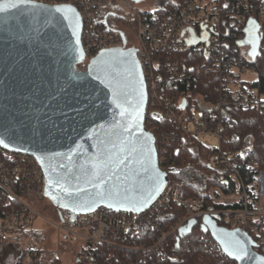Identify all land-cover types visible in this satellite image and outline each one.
Here are the masks:
<instances>
[{
	"label": "built area",
	"instance_id": "2783aa9c",
	"mask_svg": "<svg viewBox=\"0 0 264 264\" xmlns=\"http://www.w3.org/2000/svg\"><path fill=\"white\" fill-rule=\"evenodd\" d=\"M30 1L76 8L81 19L80 43L85 66L99 52L122 46V32L126 38L124 47L136 49L142 69L146 88L144 123L153 134L158 163L165 159L169 146L176 140V133L166 131L159 122L170 123L178 133L199 140L201 136L213 138V144L201 140L204 153L210 165H226L235 186L232 202L241 205L206 208L202 196H185L183 182L170 180L162 169L168 178L165 187L142 211L101 206L77 212L53 206L54 220H47L23 199L24 195L36 200L45 197V174L40 163L30 153L0 145V243L10 242L17 247L25 254L26 264H40L43 256L51 253L45 242L40 245L32 238L37 234L34 220L41 218L57 229L63 245L79 249L76 264H186L176 252L180 244L199 225L205 226V217H216L228 229L238 228L248 235L253 251L264 257V171L255 175L252 183H245L231 159L238 156V151L221 147L227 138L223 132L226 124L220 117L228 109L254 110L261 114L264 125V92L258 86L242 88L257 82V70L252 66L255 61L264 67V0H173L176 7L162 12L138 5L127 7L117 0ZM112 18L132 26V45ZM250 20L257 26L255 55L251 54L249 43H242ZM200 77L213 79L218 92L214 104L204 102L199 94L195 96L205 109L214 110L204 115L188 94L178 89L194 87ZM171 92L174 95H169ZM248 151L247 147L240 153ZM192 219L197 224L179 238L176 248L181 227ZM201 237L213 253L214 264H239L213 238L205 233Z\"/></svg>",
	"mask_w": 264,
	"mask_h": 264
},
{
	"label": "water",
	"instance_id": "95a60500",
	"mask_svg": "<svg viewBox=\"0 0 264 264\" xmlns=\"http://www.w3.org/2000/svg\"><path fill=\"white\" fill-rule=\"evenodd\" d=\"M8 3L17 7L0 11V139L8 145L5 148L36 157L45 174V196L56 207L142 211L159 196L168 178L159 166L153 134L144 125L146 88L136 49L124 47L126 38L120 32L122 46L99 52L84 69H77L84 55L75 7L0 1ZM245 34L242 43H249L255 55L253 21ZM113 58L115 72L106 64ZM101 162L106 167L96 175L93 165ZM85 200L95 203L85 210L79 206ZM196 224L192 219L181 227L176 248L179 238ZM208 230L230 259L264 264L243 231L216 226ZM234 238L246 246L247 259L224 250Z\"/></svg>",
	"mask_w": 264,
	"mask_h": 264
},
{
	"label": "trees",
	"instance_id": "16d2710c",
	"mask_svg": "<svg viewBox=\"0 0 264 264\" xmlns=\"http://www.w3.org/2000/svg\"><path fill=\"white\" fill-rule=\"evenodd\" d=\"M176 7L173 0H160L158 12L166 8ZM257 18L259 15L255 14ZM247 27V24H246ZM245 27V28H246ZM264 37L261 39V42ZM257 70V82L242 87L244 90L252 86H258L261 92H264V67L259 61L252 65ZM179 90L188 94L192 103L200 111L208 113L214 112L212 109H205L204 105L195 100L196 95H200L204 102L215 103L218 92L213 84V79L205 77L198 78L197 84L185 87H179ZM174 92H171L169 95ZM220 117L224 118L226 126L223 132L227 141H222L221 147L225 151H238L237 157H232L246 184L254 181L255 175L264 171V125L262 116L254 110H225ZM145 122V126H146ZM166 131L176 133V140L168 149V153L163 161H159L161 169L167 171L168 178L181 180L184 184L183 193L185 196H202L206 208L222 207L237 208L241 204L238 201L231 203H220L216 199L220 195H232L235 193V186L232 182L230 171L223 162L216 166L209 164L204 153V143L192 135L178 133L172 125L167 122H159ZM251 146V147H250ZM248 147V153L241 154L242 149ZM0 215L2 212L0 209ZM215 220L216 227L229 228L226 224H221L218 218ZM205 226L199 225L180 244L178 252L186 264H214L213 253L209 250L206 242L201 237L205 233L209 239L211 233ZM18 264H23L25 254H21ZM40 264H61L60 260L49 253L43 256Z\"/></svg>",
	"mask_w": 264,
	"mask_h": 264
},
{
	"label": "rangeland",
	"instance_id": "374dc122",
	"mask_svg": "<svg viewBox=\"0 0 264 264\" xmlns=\"http://www.w3.org/2000/svg\"><path fill=\"white\" fill-rule=\"evenodd\" d=\"M120 1L122 4H124L127 7L133 6V3L130 0H117ZM159 1L160 0H141L138 2V6L142 8H147L149 10H155L157 7H159ZM112 23L118 28L119 30H122L125 32V35L127 37V40L130 43H134V31L132 26L121 20V19H116L112 18ZM252 76V75H251ZM200 140L203 142H206L207 144H213L215 143V140L211 137H206V136H201ZM258 182V178H257ZM234 198V195H220L218 199H216L217 202L220 203H227L226 198ZM23 199L25 202L31 206L35 211L39 212L42 216H44L47 220H54V215L52 214V207L54 206L50 198L47 196L44 197L42 200H36L35 198H31L30 196L24 195ZM236 200V199H235ZM0 219V223H1ZM207 228L212 230L216 225H215V220L212 218H209L208 223H207ZM33 229L37 230V234L32 235V238L36 239L40 245H43L45 242L46 250L50 251L53 253L61 262V264H76L75 263V255L77 251L79 250L78 248H68L65 245L60 242V238L62 240V236L59 235L57 229L51 225L49 222L37 218L34 220L33 224ZM24 264L25 260H24Z\"/></svg>",
	"mask_w": 264,
	"mask_h": 264
},
{
	"label": "snow or ice",
	"instance_id": "6c2138e0",
	"mask_svg": "<svg viewBox=\"0 0 264 264\" xmlns=\"http://www.w3.org/2000/svg\"><path fill=\"white\" fill-rule=\"evenodd\" d=\"M17 4L16 3H8L5 5H0V11H5L7 8H16ZM71 10V9H70ZM57 11H60V9H58ZM65 19H68L67 16H65ZM117 63V61L115 60V58H113L111 61L106 62L107 66L109 69L112 70V72H115V68L113 67L115 64ZM111 74V73H110ZM118 75V73H117ZM116 85L117 87H119V82L116 81ZM120 105L118 104V107ZM123 115V112H122ZM127 131V129H125ZM0 145H3L4 147H8V145L4 142V140L0 139ZM133 151H135V149H133ZM106 167V165L101 162L98 164H94L93 168L95 169L94 174L99 175L100 170ZM101 184H103V180H101ZM93 187L99 188L100 185H93ZM65 192H67V189H63ZM77 191H80L79 189ZM95 203L94 200H85L82 203H80L79 206L85 208V210H87L88 208L92 207L93 204ZM182 231V230H181ZM226 252H228V254L230 256H235L236 259H247L249 257V253L248 250L246 248V246L244 245V243L242 241H240L239 239H232L231 241H229L227 243V246L224 249Z\"/></svg>",
	"mask_w": 264,
	"mask_h": 264
},
{
	"label": "crops",
	"instance_id": "0c3cea01",
	"mask_svg": "<svg viewBox=\"0 0 264 264\" xmlns=\"http://www.w3.org/2000/svg\"><path fill=\"white\" fill-rule=\"evenodd\" d=\"M227 203L233 201L232 198L225 197ZM21 253L17 247L10 242L0 243V264H18ZM24 264V262H23Z\"/></svg>",
	"mask_w": 264,
	"mask_h": 264
},
{
	"label": "flooded vegetation",
	"instance_id": "af4514ba",
	"mask_svg": "<svg viewBox=\"0 0 264 264\" xmlns=\"http://www.w3.org/2000/svg\"><path fill=\"white\" fill-rule=\"evenodd\" d=\"M132 3H133V5H138V2H134V1H132V0H130ZM140 2V1H139ZM133 43H131V45H132ZM131 47H133V46H131ZM85 68V64L84 63H81V64H79V65H77V69H84Z\"/></svg>",
	"mask_w": 264,
	"mask_h": 264
},
{
	"label": "bare ground",
	"instance_id": "6f19581e",
	"mask_svg": "<svg viewBox=\"0 0 264 264\" xmlns=\"http://www.w3.org/2000/svg\"><path fill=\"white\" fill-rule=\"evenodd\" d=\"M145 124V123H144Z\"/></svg>",
	"mask_w": 264,
	"mask_h": 264
}]
</instances>
